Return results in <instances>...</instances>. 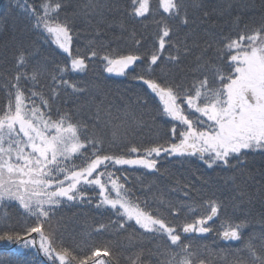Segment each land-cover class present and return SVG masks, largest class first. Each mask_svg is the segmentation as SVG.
<instances>
[{"label":"snow or ice","instance_id":"6c2138e0","mask_svg":"<svg viewBox=\"0 0 264 264\" xmlns=\"http://www.w3.org/2000/svg\"><path fill=\"white\" fill-rule=\"evenodd\" d=\"M132 5L130 16L150 15V0H132ZM160 5L168 19H178L184 26L195 24L190 21L183 0H160ZM193 6L200 7V0H194ZM9 7L22 11L32 21L34 30L62 50L66 63L57 64L53 72L45 65L29 72L33 54L25 49L16 56L15 75L0 84L7 96L0 109V205L16 201L27 218L21 229L0 228V243L32 250L33 258L25 264H120L121 245L116 240L95 243L88 233L79 243L67 245L59 235L56 214L62 205L94 203L95 208L107 209L116 219L109 225L100 224L93 232L118 235L138 226L142 231L128 233L123 246L152 243L157 264H213L217 258L227 264H264V235L259 237L258 249L257 237L245 236L249 227L246 216L223 215L226 205L216 199L197 205L191 201L187 185L186 201L174 203L161 196L142 199L133 194L123 175L127 171L123 166L160 172L161 160L170 157H195L213 168L231 167L233 161H245L249 153L264 154V21L251 30L245 25L235 37H224L222 45L211 39L201 45L196 41L189 44L188 36L174 40V28L161 16L155 20L159 29L155 42L147 51L141 50L143 37L132 29L128 32L131 48L125 52L96 40H89L87 51L82 52L73 48L74 37L79 35L74 17L99 15L98 24L103 23L99 9L106 4L87 0L72 13V18L62 13L67 8L66 0H41L38 6L28 0H11ZM209 18L205 12L202 23L208 24ZM234 24L239 27V17ZM119 27L127 31L123 23ZM95 31L99 36L100 27ZM204 31L211 36L208 28ZM193 48L201 49L193 71L210 69L213 76L210 81L204 75L186 87L177 82L168 65H179L181 56ZM209 49L222 63L211 64L205 59ZM95 60L102 62L106 73L130 78L158 98L159 114L171 125L168 139L146 145L126 143L133 128L143 125V118L127 109L123 118L114 116L103 101L95 105L91 125L61 109L62 93L69 89L73 94L86 91L68 79L69 74L87 73ZM45 75L52 81L47 94L41 84ZM135 102L147 105L140 93ZM117 144L125 145L122 151L111 150ZM239 195L243 202L247 194L240 191ZM239 206L234 203L233 211ZM217 219L221 220L219 227L215 224ZM207 234L213 235L214 243L240 242L241 246L228 250L194 243ZM144 252V247L137 248L135 255L128 257L129 264H151L143 259ZM101 253L108 257L107 261L97 259ZM200 253L213 260L202 258Z\"/></svg>","mask_w":264,"mask_h":264},{"label":"trees","instance_id":"16d2710c","mask_svg":"<svg viewBox=\"0 0 264 264\" xmlns=\"http://www.w3.org/2000/svg\"><path fill=\"white\" fill-rule=\"evenodd\" d=\"M186 1L188 0H183L188 15L192 18L190 4L193 6L194 0H190L189 4ZM240 1L247 2L248 0ZM201 2H208L207 5H215V8L218 9L217 11H219L220 15H222L221 20L213 17L209 18L208 24L211 36H209L205 31H199L196 34H192V32L190 33V31L185 30L182 27L178 19H168L167 14L162 11L160 13L158 12V14L154 16V21L150 23V30L147 35L144 49L147 45L153 44L151 43V39L154 32H156V28H158L155 20L160 19L161 16L165 17L169 25L175 28V35L173 36L174 40H183L185 36L189 37L190 33L191 37L189 38H192L190 39V44L193 41H196L202 45L205 40L211 39L213 41L223 36H236V33L245 25H250L247 24L249 19L254 20L256 18L254 16L255 11L260 13L264 12V0H256V3H254V5L256 4L255 6L253 4L250 5L246 3V9L242 13H236L233 11L227 0H200V3ZM0 13L2 14L0 16V27H3L9 22L12 15L10 12ZM103 17H105L104 14ZM237 17H239L238 28L234 24ZM107 18L109 17L107 16ZM259 18L260 21H264V16ZM100 19L101 17L99 15L83 17L82 19L79 18L78 23L80 24V39L77 40L74 37L73 48H79L81 50L80 42L86 33L91 30L95 31L97 27H100L101 33L97 37V40H102L101 42L108 43L111 49L120 51V45L104 40L103 36L106 31V28L104 27L105 22L98 24ZM31 29L33 30L32 27ZM27 31L29 32V26ZM32 34H30V36ZM37 34L41 37L43 36L39 32H37ZM124 35L125 34L122 33L119 38H117V36L115 37L117 39H123L125 38ZM21 36H24V34L19 32V37ZM7 43L8 41L4 42L2 46L6 47ZM15 43L17 42L15 41ZM15 43L13 42L14 45ZM51 53L55 59L59 61V64H64L62 63V58L65 57L63 54L59 53V51L57 49L55 50V48L51 51ZM200 53V48H193L191 53L181 56L185 60L184 65L177 68L169 67L171 68L177 82L183 83L184 86L188 87L191 86L195 79L203 78L204 75H207L210 81L212 80L213 74L210 69L202 70L200 72L195 71L194 74L190 73L191 68L195 69L197 67L198 62L196 60V56L200 55ZM3 54L1 56H3ZM35 57L36 56L30 58L27 68L29 72H31L33 67L38 66L34 62ZM5 58L6 59L0 58V84L6 83V78L10 79L15 75L11 68V65H16V61L13 59L14 56ZM205 59H207L211 64L222 63L217 59L213 49L208 50L205 55ZM96 61L97 64L94 68V74L89 82H85L84 79H80V81L76 79L71 80L72 75L71 73L69 74L68 79L72 82H85L84 88L86 91L84 93L73 94L69 89L66 93H62V102L60 103L61 109L71 111L74 116H79L91 125L94 123L91 117L95 113V105L103 101L106 107H111V111L114 116H120L123 118V112L127 109L136 117L143 118V125L139 128H133V132L128 136L126 143L146 145L157 140L168 139V122L166 121L167 118L162 117L159 114L158 110L160 108V104L158 98L155 97L154 94H151L150 90H148L146 86L138 82H122V79L117 77L112 79L110 75L106 72L104 73L103 67H101L102 62L99 60ZM55 67L56 66L53 68L50 67V72H53ZM51 83L52 81L47 75H45L41 80V84L45 86L43 90L46 94L48 92V86H50ZM26 87H30V85H26ZM127 87L130 91L129 93L125 90ZM137 93L144 95L147 100L146 106L135 102ZM82 94L91 95L88 101H86L88 105L84 111L69 103L68 100L70 95L81 96ZM6 101V92L4 88L1 87L0 109L5 106ZM113 122L118 123L119 121L114 120ZM104 130L110 134L111 130L109 128ZM124 147V144H117L114 145L111 150L120 152ZM180 160L181 162L176 168L169 169L167 165H163L160 167V172L156 173H150L143 168L123 166L127 168V171L123 173V175L128 178L127 186L131 188L135 196L141 197L142 199L151 200L153 196H161L164 199H170L176 203L188 200V198L184 196V190H186L184 189V186L187 185L188 189H191V201H194L197 205L203 204L205 201L210 199H216L222 201L226 205L227 210L223 213V215L233 218L246 216L249 220V227L246 228L245 231L254 234L258 240L257 245H260L259 237L264 235V154L258 152L249 153L246 160L243 162L233 161V166L231 167H214L212 169H207L196 160ZM131 174L137 177L139 181H133ZM240 191H244L247 194L243 198V202H241V197L239 195ZM89 195L95 196V193H89ZM249 198L251 199L250 203L248 202ZM17 203L18 202L16 201H6L3 205H0V207H3L7 211V218L10 221L9 226L15 229H21L27 218L25 213L23 219H20L18 216L14 218L15 210L17 209L15 205H17ZM234 203L240 205L236 211H233L232 206ZM56 215L60 225L59 235L63 238L65 244L67 245L79 243L86 238L88 233H91L95 243H100L103 240L110 239L116 240L118 244L121 245V247L118 248L120 254V264H129L128 257L134 256L137 248L139 247H144L145 249L143 259L151 261V264H157L158 257L152 255V253L156 251L152 243L146 242L144 245L136 244L134 247L123 246L127 244L125 236L128 233L142 231L138 228V226L134 225L132 228L128 229L127 233L121 232L118 235H112L109 233L97 234L93 232V229L99 227L100 224L103 223L109 225L111 221L116 219L115 215L107 209H97L94 207V203L88 204L72 202L70 204L62 205ZM28 223H31V219H28ZM220 223V219H217L215 222L217 227H219ZM213 240V235L207 234V236L203 239L197 238L194 240V243L207 244L212 248L228 250L236 249L241 246L240 242L216 241L214 243ZM200 255L206 260H213V258L207 256L206 253H200ZM32 258V250L19 249L17 245L14 244L8 245L0 243V264H25V261L31 260ZM101 258L105 261L108 260V257ZM231 258V255H229L228 260H231ZM40 259H43L42 256ZM213 264H227V262H222L217 258L213 261Z\"/></svg>","mask_w":264,"mask_h":264},{"label":"bare ground","instance_id":"6f19581e","mask_svg":"<svg viewBox=\"0 0 264 264\" xmlns=\"http://www.w3.org/2000/svg\"><path fill=\"white\" fill-rule=\"evenodd\" d=\"M28 2L34 6H38L41 0H28ZM186 2L189 4L190 0ZM227 2L233 11H235L236 13H242L246 9L245 8L246 3L250 5L252 4L254 5V3H256V0H248L247 2H243L240 0H227ZM10 3H11V0H0V12L2 13L10 12L12 15L9 22L3 27H0V58L6 59L5 57L8 58L9 56H14L13 59L16 61V56L18 52L27 49L29 52L33 54L31 58L36 56L34 59V62L37 65H45L50 72V67L53 68L54 66L59 64V61L56 60L53 54L51 53V51L55 48V44L48 41L44 36L42 37L39 36L37 34V31H35L34 29L32 30L31 29L32 21L22 11L18 9L10 8L9 7ZM66 3H67V8L62 9V13L66 12L69 15V17L72 18V13L78 11L81 5H84L85 3H87V0H66ZM99 3L102 5L103 4L107 5V7L100 9V11H102L103 14L105 15L104 27L106 28V31L104 33L103 38L106 41H111V42H114L115 44L120 45L119 47H121L120 49L121 52H125L131 48V44L128 39V32L131 31L132 29H135L138 36L143 37V45L145 46L147 35L150 30V23L154 21V16L158 14V12L160 13L163 11L160 5V0H150L151 12H150V15L146 18H136V17H132L129 15L133 7L132 0H99ZM200 4L201 6L196 7V8L191 6L190 4V12H191L192 18H190V16L189 18H190V21L194 20L195 24L190 23L188 26L182 25V27L185 30L190 31V33L192 32V34H196L199 31L204 32L205 28H208V30L210 31L209 24L202 23V21L204 20L205 12H208L210 14V17L221 20L222 15H220L219 11H217L218 9L215 8V5L213 4L207 5L208 2H201ZM1 15L2 14L0 13V16ZM107 16L109 18H107ZM254 16L256 17L254 20L249 19L247 22V24H250V25H247L248 30H251L252 28H255L258 26V24L262 21V20L260 21L259 17L264 16V12L260 13L258 11H255ZM83 17H86V16L77 15L74 17V25L78 33H80V24L78 23V21H79V18L82 19ZM120 23H123L125 25V28L127 29V31L121 30V28L119 27ZM28 26H29L30 33L27 31ZM158 30L159 29L156 28V32H154L153 34L151 43L155 42V37H156ZM240 30H244V27ZM19 32H22L24 36L19 37ZM122 33L125 34L124 35L125 38L117 39ZM190 33H189V37H191ZM30 34L32 35L30 36ZM115 36H117V38ZM97 37L98 36L96 34V31H93V30L88 31L80 42L81 51L82 52L87 51L86 44L88 43L89 40H96L97 43H100L102 40H97ZM224 37H228V36H223L213 41L215 43H219L222 45ZM232 37H235V36H232ZM75 39L79 40L80 35L75 36ZM190 39L192 38H189V44H190ZM6 41H8L7 46L6 47L2 46L3 43ZM15 41L17 43H15ZM13 42L15 43V45L13 44ZM152 45L153 44L147 45L145 49L143 46L141 50L147 51L149 48L152 47ZM2 54L3 56H1ZM63 63H66V57H65V60H63ZM96 64H97V61L96 60L93 61V63L90 64L89 71L87 73H71L72 75L71 80L76 79L80 81V79H84L85 82H89L92 79V76L94 74V68L96 67ZM184 64H185V60L183 57H181L179 65H168V67L177 68V67H181ZM101 67H103L102 64H101ZM11 68H12V71L15 73L16 65L15 64L11 65ZM193 69L194 68H191L190 70L191 74L195 73ZM108 75L112 76L113 74H108ZM117 78L122 79V82L131 81L130 78H127V77L120 76ZM84 83L81 82V83H78V85L84 88L85 87ZM125 90L128 93L130 92L128 90V87L125 88ZM90 96L91 95H86V94H82L81 96L70 95L68 97V100H69V103L73 104L74 106H77L80 110L84 111L86 106L88 105L86 101H88ZM76 117L80 118L79 116H76ZM170 127L171 125L168 123V128ZM180 162H181L180 158L170 157V158L161 160L158 167L160 168L163 165H167L169 169H173V168H176L177 165L180 164ZM201 165L205 166L207 169H212V168H208L207 165L205 164H201ZM132 167L142 168L139 166H132ZM147 171L150 173H156L151 170H147ZM131 178L135 182L139 181L137 177H135L132 174H131ZM15 206L17 209L15 210L14 218L18 216L20 219H23L24 217L23 209L20 208L18 203ZM9 225H10V221L7 218V211L3 207H0V228L8 227ZM249 235H254V234L245 231V236L247 237ZM257 242L258 240L256 239L255 241L256 245H257ZM257 247L259 249V245H257ZM241 255H244V254L242 253Z\"/></svg>","mask_w":264,"mask_h":264},{"label":"rangeland","instance_id":"374dc122","mask_svg":"<svg viewBox=\"0 0 264 264\" xmlns=\"http://www.w3.org/2000/svg\"><path fill=\"white\" fill-rule=\"evenodd\" d=\"M100 43H101V42H100ZM61 51H62V50H61ZM62 59L65 60V57H63ZM61 61H62V60H61ZM46 62H47V61H46ZM62 63H63V61H62ZM110 77H111L112 79H114L115 77H120V76H116V75L113 74V75L110 76Z\"/></svg>","mask_w":264,"mask_h":264}]
</instances>
